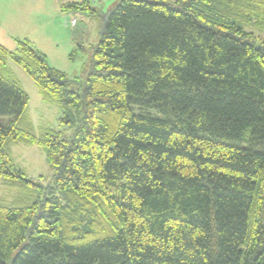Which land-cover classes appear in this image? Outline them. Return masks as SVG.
<instances>
[{"label": "trees", "instance_id": "1", "mask_svg": "<svg viewBox=\"0 0 264 264\" xmlns=\"http://www.w3.org/2000/svg\"><path fill=\"white\" fill-rule=\"evenodd\" d=\"M78 8L104 23L82 89L27 39L0 44V180L20 189L0 194V264H264V0L61 5ZM8 59L70 136L33 133ZM18 142L51 182L15 166Z\"/></svg>", "mask_w": 264, "mask_h": 264}, {"label": "rangeland", "instance_id": "2", "mask_svg": "<svg viewBox=\"0 0 264 264\" xmlns=\"http://www.w3.org/2000/svg\"><path fill=\"white\" fill-rule=\"evenodd\" d=\"M0 10V16L20 23V40L27 39L31 45L46 55L48 65L64 72L69 79L79 77L82 89L92 61V48L97 43L103 19L95 17L87 10L78 8L65 12L61 5L67 2L84 0H7ZM91 7L100 8L106 14L119 0H87ZM70 16L76 18V25H67ZM264 38V30L259 31ZM82 45L83 48L80 46ZM16 47V46H15ZM4 75L19 83L28 95L24 110L26 122L36 136L44 131L59 132L65 138L72 133V125L61 120V106L57 99L47 97L35 84L24 68L8 59ZM76 89V86H69ZM11 116H2L3 123ZM10 157L15 166L32 180L51 182L54 173L47 161L46 149L38 144L12 143L8 146ZM0 194L8 199L20 195L16 190L1 184Z\"/></svg>", "mask_w": 264, "mask_h": 264}, {"label": "crops", "instance_id": "3", "mask_svg": "<svg viewBox=\"0 0 264 264\" xmlns=\"http://www.w3.org/2000/svg\"><path fill=\"white\" fill-rule=\"evenodd\" d=\"M6 2L8 1L0 0V10ZM18 39H20V23L0 16V44L7 49L13 50Z\"/></svg>", "mask_w": 264, "mask_h": 264}, {"label": "built area", "instance_id": "4", "mask_svg": "<svg viewBox=\"0 0 264 264\" xmlns=\"http://www.w3.org/2000/svg\"><path fill=\"white\" fill-rule=\"evenodd\" d=\"M76 23H77L76 18L73 16H70L69 20L67 21V25L73 27L76 25Z\"/></svg>", "mask_w": 264, "mask_h": 264}, {"label": "water", "instance_id": "5", "mask_svg": "<svg viewBox=\"0 0 264 264\" xmlns=\"http://www.w3.org/2000/svg\"><path fill=\"white\" fill-rule=\"evenodd\" d=\"M103 27H104V23H102V25H101V30H100V33H101V31L103 30Z\"/></svg>", "mask_w": 264, "mask_h": 264}]
</instances>
